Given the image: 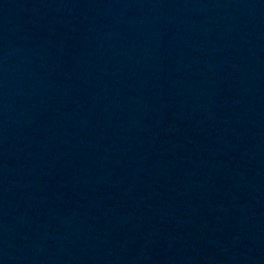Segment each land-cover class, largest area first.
Instances as JSON below:
<instances>
[{
	"label": "water",
	"instance_id": "obj_1",
	"mask_svg": "<svg viewBox=\"0 0 264 264\" xmlns=\"http://www.w3.org/2000/svg\"><path fill=\"white\" fill-rule=\"evenodd\" d=\"M0 264H264V0H0Z\"/></svg>",
	"mask_w": 264,
	"mask_h": 264
}]
</instances>
